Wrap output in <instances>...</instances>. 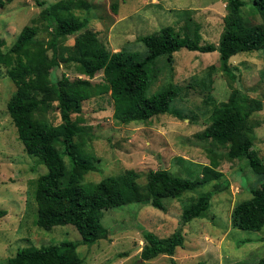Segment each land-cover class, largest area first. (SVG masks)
I'll list each match as a JSON object with an SVG mask.
<instances>
[{
    "label": "rangeland",
    "instance_id": "1",
    "mask_svg": "<svg viewBox=\"0 0 264 264\" xmlns=\"http://www.w3.org/2000/svg\"><path fill=\"white\" fill-rule=\"evenodd\" d=\"M45 5L58 0H43ZM90 9L75 10L88 16L87 27L111 52L121 49L137 52L141 58L145 48L138 37L172 26L183 33L198 30L201 43H214L223 30L226 0H87ZM243 21L252 25L261 21L254 11L252 0H243ZM41 7L36 0H12L0 7V37L6 41L4 49L16 40L25 24L35 20ZM43 26V24H39ZM47 38L44 31L37 36ZM74 35L65 39L72 44ZM50 54V53H49ZM234 79L220 68L219 53L190 51L181 48L171 62L160 59V73L145 92L151 95L168 83L188 86L180 97L171 102V113L156 115L147 121L122 123L113 118L116 99L110 93L96 95L82 102L79 114L81 128L75 138L83 143L84 152L95 165L82 179L86 188L110 175L127 169L135 170L138 182L144 184L149 170L166 168L170 174L194 180L211 156L218 161L217 169L229 180L226 189L213 193L202 217L181 226L183 246L177 247L172 258L177 264H255L264 256V227L260 231L242 230L231 226L230 214L234 205L251 197V190L260 186L264 175L251 171L246 159L226 157L227 147L210 139H199L195 134L209 123L214 104L227 100L233 89L262 102V108L249 115L248 126L254 136L253 148L264 160V49L238 52L228 60ZM52 60L48 81L85 77L76 73L75 65L63 66ZM213 66L212 69L209 67ZM101 72L91 81H101ZM211 80L210 86L208 80ZM202 81L207 84L203 85ZM15 91L0 65V264L18 249L71 241L77 244L82 264H170V256L160 254L141 260L144 244L143 231L149 230L166 237L180 226L184 206L202 192H209L213 183L184 192L178 198H163L161 210L147 202H131L100 212V224L107 236L92 244L81 243V236L71 224L53 226L50 230L35 224L36 203L32 182L47 171L38 158L28 155L17 139L16 128L6 103ZM120 100H123L122 98ZM205 100L209 102L204 103ZM125 101V100H124ZM177 114H175L174 112ZM45 118L56 125L60 122L56 103L45 113ZM67 167L69 161L64 157Z\"/></svg>",
    "mask_w": 264,
    "mask_h": 264
},
{
    "label": "trees",
    "instance_id": "2",
    "mask_svg": "<svg viewBox=\"0 0 264 264\" xmlns=\"http://www.w3.org/2000/svg\"><path fill=\"white\" fill-rule=\"evenodd\" d=\"M11 1L0 0V7ZM226 1L223 30L216 44L201 43L197 29L191 34L180 33L168 25L138 37L146 49L141 58L137 52L123 49L111 52L99 41L96 32L87 27L88 16L81 17L75 12L81 9L88 12L90 3L87 0H58L48 5L36 0L41 7L39 15L21 28L15 42L4 49L6 41L0 37V65L6 68L15 86L6 103L7 112L24 151L37 157L47 169L32 182L35 224L39 228L50 230L56 225L71 224L79 232L81 243L92 244L107 236L99 221L102 210L131 202H147L164 210L163 198H178L184 192L213 183L212 190L199 193L183 207L181 224L170 235L159 237L152 231H143L141 260L164 254L170 256V264H177L171 256L177 247L183 246L181 226L202 217L211 195L229 185L228 179H221L223 173L217 169L215 156H211L209 164L202 167L200 176L194 180L158 168L149 170L145 183L140 184L138 173L127 169L102 178L88 189L82 179L87 172L95 170V165L83 154V143L75 140L81 130L78 125L81 118L73 120L71 114L81 112L83 101L106 93L116 99L113 118L122 123L144 122L156 115L171 113V102L188 86L168 83L149 96L145 92L159 76L158 61L171 62L173 54L181 48L218 51L221 70L234 79L229 58L238 52L264 49V0H252L253 9L261 18L252 25L243 21V0ZM40 23L43 26H39ZM41 30L46 32V40L37 37ZM72 35L73 43L66 44L65 39ZM53 59L66 67L74 64L76 73L85 77L70 79L63 75L61 79L48 81ZM99 72L102 73L101 81L93 83L91 79ZM208 81L209 84L205 81L202 84L210 86L211 80ZM207 102L209 100L204 101ZM54 103L60 116L56 125L44 116ZM261 108L260 100H247L239 89H233L225 102L212 106L209 123L195 136L225 145L229 160L246 159L252 172L264 175V160L253 148L254 136L248 126L249 115ZM64 157L68 158L69 167ZM250 192V198L234 205L231 226L260 231L264 227V181ZM5 213L0 209V217ZM76 248L77 244L71 241L27 246L7 258V264H82ZM255 264H264V256Z\"/></svg>",
    "mask_w": 264,
    "mask_h": 264
}]
</instances>
